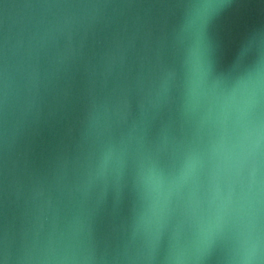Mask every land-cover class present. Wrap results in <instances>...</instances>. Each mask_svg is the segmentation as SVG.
Here are the masks:
<instances>
[{"label": "water", "instance_id": "obj_1", "mask_svg": "<svg viewBox=\"0 0 264 264\" xmlns=\"http://www.w3.org/2000/svg\"><path fill=\"white\" fill-rule=\"evenodd\" d=\"M249 261L264 0H0V264Z\"/></svg>", "mask_w": 264, "mask_h": 264}, {"label": "clouds", "instance_id": "obj_2", "mask_svg": "<svg viewBox=\"0 0 264 264\" xmlns=\"http://www.w3.org/2000/svg\"><path fill=\"white\" fill-rule=\"evenodd\" d=\"M253 255L255 254L256 251H258L259 248V243H258V237L256 238V240L253 242ZM250 264V261H249Z\"/></svg>", "mask_w": 264, "mask_h": 264}]
</instances>
